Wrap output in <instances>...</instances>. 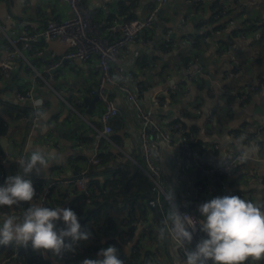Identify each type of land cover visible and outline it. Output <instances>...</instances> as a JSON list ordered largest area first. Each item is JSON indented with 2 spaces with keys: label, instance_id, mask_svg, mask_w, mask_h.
Masks as SVG:
<instances>
[{
  "label": "crops",
  "instance_id": "obj_1",
  "mask_svg": "<svg viewBox=\"0 0 264 264\" xmlns=\"http://www.w3.org/2000/svg\"><path fill=\"white\" fill-rule=\"evenodd\" d=\"M212 1L169 0L159 14L161 22L135 39L131 53L119 65V71L128 69L135 73L136 81L129 86L137 95L144 112L153 116L161 126L176 121L192 134L194 159L218 166L237 151H242L244 160L238 168L222 178H204L195 171L190 159L181 155L177 144L168 145L158 141L155 174L152 179L143 177L140 185L141 193L151 200L145 216L141 217L138 207L134 213L136 218L130 217L135 222L128 220L127 209L111 212L112 223L118 232L125 234L134 227L130 242L124 240L121 243L125 255L135 246L138 249L141 258L134 264H186L183 252L165 234L155 202H161L167 208V217L171 218L176 210L184 209L189 202L199 199L197 186L203 182L207 183V187L198 208L201 231L216 224L219 217L229 222L231 217L243 216L254 220V227L264 241V209L258 213L255 211L258 204L264 205V91L249 98L245 105L227 104L223 96L224 85H231L239 92L264 81V0H218L221 7L228 8V12L211 25ZM207 2L210 3L205 5ZM83 4L97 23L114 16L124 21L142 19L153 6V1L83 0ZM70 14L69 7L61 0H0V25L7 28L8 33H19L20 22L40 26L48 20H61ZM198 16L201 19L197 20ZM217 25L223 26L218 34L211 31ZM207 31L212 35L204 41ZM196 35H202L204 45L196 55L198 57L193 55L192 47L185 43L187 38L194 39ZM219 40L224 42L223 53L217 56L214 45ZM163 42L173 47L161 49ZM5 43L0 33V61L6 55ZM19 49L20 68L11 75L0 77V118L6 127V134L1 137H6L18 154L30 156L44 153L45 159L30 169L23 170L14 163L5 167V175L8 170L11 177L16 179V183H11L17 190L30 182L27 179L30 176L43 182L53 171L59 181L75 177L77 171L86 168L97 140L95 129L102 128L99 117L103 110L98 101L92 109L84 101L85 98L94 97L90 91H94L99 82L97 57H93L89 63H65L53 77H48L44 71L55 57L66 51L64 43L54 41L44 48L42 43L36 42L31 51L25 50L22 45ZM38 52L41 55H37ZM181 53L193 55L191 60L196 61L194 70L198 71L197 77L203 79L204 83L208 79L209 88L199 90L194 83L185 81L189 63L184 67L178 62ZM200 56L203 57L204 66L197 63ZM31 67L43 74L44 81L38 86ZM229 71L233 72L230 79L227 77ZM27 89L32 90L33 101L40 100L46 107L30 129V125L21 122V118L26 111L30 113L32 108H28L32 107L31 102L18 103L14 98L16 91ZM108 95L118 110V116L110 124L108 138L111 144L101 143L110 152V157L93 176L100 185L113 177L116 169H124L127 163L135 165L138 170V166H144L140 155V126L133 105L115 90H109ZM78 143L80 150L77 149ZM83 152L86 156L80 157ZM135 155L142 162L133 159ZM152 186L158 190L156 200L153 191L150 192ZM221 186L242 196L245 199L243 205L237 208ZM61 190H64L62 186H56L53 199L58 198ZM208 192L224 206L215 208L207 202L205 195ZM18 201V197L10 201L6 212H10L11 205ZM142 203L144 205L146 201ZM11 227L16 236L27 237L25 223L17 216L12 219ZM95 231L85 239L75 238V245L89 247L103 241V231L97 227ZM73 236L69 238L70 241ZM231 241L232 238L228 236L219 238L213 246L205 244L203 240L197 245L191 243V256L201 257L200 251L206 257L207 252L211 251L215 260L225 259L221 264H235L227 249ZM251 258L260 264L264 254ZM102 263L116 264L115 261Z\"/></svg>",
  "mask_w": 264,
  "mask_h": 264
},
{
  "label": "built area",
  "instance_id": "obj_2",
  "mask_svg": "<svg viewBox=\"0 0 264 264\" xmlns=\"http://www.w3.org/2000/svg\"><path fill=\"white\" fill-rule=\"evenodd\" d=\"M61 1L69 7L71 13L68 17L61 20H48L45 24L40 26L20 22L19 27L21 31L19 33H8L7 28L0 25V33L6 41L4 44L6 55L4 59L0 61V72L3 77H6L17 71L20 68L19 57L21 56L19 46L22 45L25 50L31 51L36 42L42 43L44 48L48 47L54 41H60L66 46V51L61 56L55 57L44 71L48 77H53L56 70L65 63H89L93 57H97L99 82L94 87V91H90V93L98 97V102L103 107L99 117L102 128L101 130L95 129L97 140L92 150L91 157L88 159L90 164L98 165L99 160L97 156L102 142H105L107 145L111 144L108 138L111 132L110 124L112 120L117 118L118 110L110 99L108 91L115 90L120 95H123L125 99L133 105L136 111V118L140 126V155L144 162L143 167L137 166L140 168L139 171L143 177L152 179L155 174L154 161L156 159L158 141H164L168 145L177 144L181 155L190 159L189 161L195 171L204 178H222L241 165L244 160L242 151H237V153L233 154L230 158L223 160L218 166L207 165L203 161L194 159L192 134L178 123L163 124L161 126L154 120L153 116L144 112L137 95L129 86V84L136 81L135 73L128 69L119 71V65L130 55L131 46L135 39L139 35L151 31L161 22L159 14L168 4L169 0H152L153 6L146 17L142 19L124 21L114 16L111 19L97 23L93 21V16L90 11L85 8L83 0ZM187 1L189 2L191 0ZM227 12L228 8L222 6V17H224ZM218 18L219 17L216 16L215 20ZM222 29L223 27L220 31L215 33L218 34ZM204 41H207L206 37ZM185 43L192 46L194 39L187 38ZM214 47L216 55L220 56L223 53V48L219 43H215ZM37 55H41V52H38ZM195 63L196 61L191 62L186 67L188 73L185 79L186 82L193 83L197 78L198 71L194 70ZM31 68L33 71V79L38 86L40 82L44 81L43 74L33 67ZM232 76L233 72L229 71L227 77L230 79ZM173 89L177 90L176 87ZM262 91H264V82H257L239 92L234 90L232 93L235 94V98L232 103L245 105L249 98L258 96ZM14 98L18 103H25L29 100L32 104L31 115L21 118V122L25 125L29 122H31V125L35 123L37 118L46 109L44 103L40 100L33 101L31 89L16 91ZM77 149H81L80 143L77 144ZM1 152L0 191L7 187L5 167L8 164L14 163L24 170L30 169L38 161L45 159L44 153H35L30 156L21 153L17 154V156L9 162L10 155L2 150ZM57 178L58 177H55L52 171L48 179L40 183L38 189L31 190L24 187L22 189V196L28 198V202L26 203L20 198V201L11 205L10 212H0V235H7L12 243V250L8 256H6V252L0 254V264H21V260H16L15 256L18 251V246L22 244H25L28 249L34 250L38 260H47V245L52 242L56 244L57 241L60 245V251L55 255V258H52L54 264H79L80 259H83L85 263L89 260H99L105 263L115 261L116 264H123L122 260H115V253L113 251L115 247L113 246L89 250L87 246L78 247L75 245L74 239H77V237L85 239L88 228L96 229L94 222L91 220L87 227L82 229L81 226L77 227L76 230L74 229L75 233L70 244H65L62 240H58L60 238L54 241L56 237L54 234L47 231V229L49 230V226L45 223V218L51 216V214H48V206L50 205V200L53 197L56 186H62L63 189L75 188L86 197L91 195L94 190L93 186H90L91 178L88 176L86 168L77 171L74 178H63L59 181H57ZM206 187L207 183H199L197 186L199 199L197 198L196 201L189 202L184 209L176 210L171 218H168L166 215L167 208L164 207L161 202H155L156 210L163 225V230L165 234L177 244L181 252H183L186 258V264H211L200 251L199 254L201 257L193 258L189 247L191 243L197 245L200 240H203V242L209 246H213V240L201 234V221L198 216L199 204L202 202ZM221 189L228 192L230 201L237 208L241 207L245 202L242 196L228 191L225 186H221ZM106 191L107 189L104 190V192ZM87 203H89V199ZM28 204L36 208L35 212L29 209ZM256 208L264 209V205L258 204ZM60 213L61 215H66V211L63 210V208H61ZM15 216L25 223V235L27 237L21 238L16 236V233H13L11 221ZM219 218L222 220L221 217ZM238 219L239 217H231L229 222L231 224H237ZM242 228L247 235L241 236L238 246L228 251L230 254L229 257L235 264H238V262L244 258L246 259H244L242 264H258V261L251 257L264 254V241L261 240L259 232L255 229L253 230L250 225H244ZM31 242L35 244L33 245ZM244 248L246 251H249V253L247 252L248 254L245 255V257H240L239 253L241 252L243 254L242 249L244 250ZM260 264L264 263L262 262Z\"/></svg>",
  "mask_w": 264,
  "mask_h": 264
},
{
  "label": "trees",
  "instance_id": "obj_3",
  "mask_svg": "<svg viewBox=\"0 0 264 264\" xmlns=\"http://www.w3.org/2000/svg\"><path fill=\"white\" fill-rule=\"evenodd\" d=\"M210 10L212 11V14L210 16L209 23L212 24L213 22L216 23L215 17L218 16L219 20L223 15L221 14V6L219 4L218 0H215L210 5ZM221 14V16H220ZM129 20V19H128ZM214 20V21H212ZM47 22V21H46ZM45 22V23H46ZM44 23V24H45ZM208 24V23H207ZM223 26L217 25L214 26L211 31L217 32L220 31V29ZM206 38H209L212 33L210 31H207L205 34ZM199 37V38H198ZM202 35H196L194 37V43L191 46L193 51V55H198L203 48V43L201 41ZM40 43V42H39ZM218 43L223 46L224 43L222 40H219ZM36 44V43H35ZM223 48V47H222ZM192 58V54H187ZM193 58H196V57ZM191 58H187L185 62L181 61V65L184 67L187 65V63H191ZM182 60V59H181ZM0 77L2 78L1 72ZM260 82H264L261 80ZM197 89L203 90L205 88V83L203 79H199V77L196 78V80L193 82ZM224 93L223 96L225 97L227 104H231L234 102L235 94L232 92L235 90L233 86L231 85H224ZM209 91V90H208ZM32 107L28 108L29 110ZM32 109L30 110V113L26 111L25 117L27 114L31 115ZM178 123L179 122H173ZM27 125H30L29 129L31 128V122L27 123ZM115 128V126H112ZM6 127L0 118V137L4 136L6 134L5 131ZM102 146V145H101ZM0 154H2L0 150ZM85 153H81L80 157H85ZM110 157V152L107 151L106 148L100 147L99 154L97 156L99 163L98 165H92L88 164L86 167L87 174L91 178L90 186L92 185L94 190L92 191L91 195L85 196L81 192L77 191L75 188L71 189H64L61 190L60 194L58 195V198L53 199V197L50 200V205L48 206V214L51 216L45 218V223L49 226L50 233L55 235L54 241L62 240L65 244H70L71 241L69 238H71L74 235V229L76 230L77 227H81L82 229L87 227L89 221H93L95 226L103 231L101 235L104 237L103 241L96 242V245L89 246V250H95L97 248L101 247H115L114 253H115V260L120 261L122 260L123 264H134V261L137 259H140L138 249L133 247L129 251L127 255H125L121 249V243L124 240H127L130 242L132 239V233L133 228L132 227L127 233L122 234L118 232L114 224L111 220V212L116 211L120 212L122 209L129 210V216L128 220L130 222H135L133 220H130V217L134 215L135 211L138 209V211L141 212V217H144L147 210V204L150 202V199L147 197H144L143 193H141L140 185L143 181V175L138 170L135 172L130 171V165L127 163L124 167V169H116L114 172V176L110 179L105 181V184L100 185L97 180L93 178L94 174L97 173V169L99 166L105 164ZM82 159V158H78ZM30 176V175H29ZM71 178H74L71 177ZM27 179H30V182L25 186L29 189H38L40 187V181L34 179L32 176L27 177ZM7 187L6 189L0 191V212L6 213L8 210L7 207L15 197L22 198L24 202H28V198L22 196V189L24 187L19 188L18 190L15 189V187L12 185L10 181L7 180ZM107 189L106 192L104 190ZM97 191V192H96ZM96 192V193H95ZM89 199V203H87V200ZM143 201H146V204L143 205ZM2 205V206H1ZM28 207L31 211L35 212V207L33 205L28 204ZM138 207V208H137ZM61 208L66 211V215H61L60 211ZM130 208V209H129ZM137 208V209H136ZM256 213L260 212L261 209L256 208ZM133 213V214H132ZM254 220L250 218H245L243 216H239L238 223L237 224H231L229 222H225L223 220H219L216 224L212 225L211 227L205 229V231H201L203 233V236L210 238L213 240V243L218 240L219 238H225L230 236L232 239L236 238L237 243L240 240L241 236H246L247 234L243 231L242 226L244 225H250L253 230L256 228L254 227ZM233 230L232 235H230V232ZM91 232H96L95 229L88 228L86 237L89 236ZM85 237V238H86ZM33 245L34 242H31ZM233 248L232 244H228V251ZM12 250V243L8 239L7 235H0V254L2 252H6V256L9 255V253ZM60 251V245L57 243L53 244V242L46 247V252L48 259L47 260H38L37 254L34 250H30L26 247L25 244L18 246V251L15 256L16 260H21V264H54L52 261V258H55V255ZM243 254L240 252L239 256L242 257L247 255L249 251H246L242 249ZM248 252V253H247ZM208 253L212 254L211 251ZM206 258L208 259L207 255ZM246 259V258H244ZM244 259L238 262V264H242ZM211 263L212 261L208 259ZM264 263V258H263ZM92 262L96 264H103L99 260H89L85 264H92ZM213 264V263H212Z\"/></svg>",
  "mask_w": 264,
  "mask_h": 264
},
{
  "label": "water",
  "instance_id": "obj_4",
  "mask_svg": "<svg viewBox=\"0 0 264 264\" xmlns=\"http://www.w3.org/2000/svg\"><path fill=\"white\" fill-rule=\"evenodd\" d=\"M201 19L200 16L197 17V20ZM161 26H163L162 24H160ZM197 63L199 66H204V61H203V57L200 56L197 60ZM210 82L208 79L205 80V87L209 88ZM84 101L89 105V109L94 108L95 103H97L98 101V97L96 95H94V97H92L91 99H87L85 98ZM0 149L2 151H4L5 153H7L8 155H10V159L9 162L12 161L13 158H15L18 154V151L14 149L13 145L8 141V139L6 137H0ZM8 167V165H7ZM6 178L8 181L12 182V183H16V179L11 177L10 172L7 170L6 171ZM205 200L209 203L212 204L213 207L215 208H220L222 207V205L224 203H221L217 200L216 197H214L212 195L211 192H208L205 195ZM224 206V205H223ZM233 230L230 232V235H232ZM228 239H226L225 241H227Z\"/></svg>",
  "mask_w": 264,
  "mask_h": 264
},
{
  "label": "rangeland",
  "instance_id": "obj_5",
  "mask_svg": "<svg viewBox=\"0 0 264 264\" xmlns=\"http://www.w3.org/2000/svg\"><path fill=\"white\" fill-rule=\"evenodd\" d=\"M182 1V0H181ZM215 0H213L210 4H212L213 2H214ZM208 2L207 3H205V5H207V4H209ZM182 4V3H181ZM135 20V19H134ZM212 21H214V20H212ZM215 22H213L212 24H214ZM211 24V25H212ZM200 28V27H199ZM199 38V37H198ZM173 47V45H170V44H166V43H164L163 42V44L160 46V48L161 49H163V48H169V49H171ZM187 58H191L189 55H187V54H185V53H181L179 56H178V62L180 61H183V62H185L186 60H187ZM182 59V60H181ZM133 159H137V161L138 162H142V160L141 159H139V157H138V155H135V156H133L132 157ZM129 165H130V171L131 172H135V171H137L138 172V168L135 166V165H133V164H130L129 163ZM191 171V170H190ZM156 182H158V179L156 180ZM151 191L150 192H152L153 191V194H154V196L156 197H154L155 198V200L157 199V195H158V190H157V187H156V189H155V187L154 186H152L151 187V189H150ZM151 201V200H150ZM231 244L233 245V247H237L238 246V243H237V241H236V238H233L232 239V241H231ZM207 257H208V259H210L211 261H212V263L213 264H221L223 261H225V259H221L222 261H218V260H215L214 259V257L212 256V254H210V253H208L207 252ZM85 262H84V260L83 259H80V262H79V264H84Z\"/></svg>",
  "mask_w": 264,
  "mask_h": 264
}]
</instances>
